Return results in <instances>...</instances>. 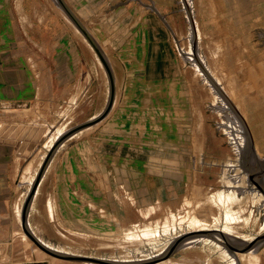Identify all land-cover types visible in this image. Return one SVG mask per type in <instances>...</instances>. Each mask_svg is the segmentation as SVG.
Listing matches in <instances>:
<instances>
[{
  "label": "rangeland",
  "instance_id": "rangeland-1",
  "mask_svg": "<svg viewBox=\"0 0 264 264\" xmlns=\"http://www.w3.org/2000/svg\"><path fill=\"white\" fill-rule=\"evenodd\" d=\"M216 1L127 0L120 6L129 8L123 17L131 14L129 27L138 34L130 50L118 47L114 55L116 98L98 126L52 155V174L36 198L42 210L33 230L49 246L142 260L200 230L189 223L197 218L207 229L221 227L214 232L225 235L224 243L213 241L215 235L195 236L154 264H246L244 254L264 264V239L248 251L264 236V194L246 176L264 160V0ZM60 113L50 145L76 122ZM228 194L236 195L232 203Z\"/></svg>",
  "mask_w": 264,
  "mask_h": 264
},
{
  "label": "crops",
  "instance_id": "crops-1",
  "mask_svg": "<svg viewBox=\"0 0 264 264\" xmlns=\"http://www.w3.org/2000/svg\"><path fill=\"white\" fill-rule=\"evenodd\" d=\"M124 2L0 0V264L70 263L37 248L22 226L24 201L59 128L60 112L76 119L73 128L86 124L102 112L109 93L101 62L63 8L102 54L116 98L114 55L118 47L130 50L138 34L129 27L131 14L123 17L122 9H129L120 7ZM53 158L40 175L27 216V227L46 245L33 229L35 212L42 210L36 198L52 174Z\"/></svg>",
  "mask_w": 264,
  "mask_h": 264
},
{
  "label": "water",
  "instance_id": "water-1",
  "mask_svg": "<svg viewBox=\"0 0 264 264\" xmlns=\"http://www.w3.org/2000/svg\"><path fill=\"white\" fill-rule=\"evenodd\" d=\"M63 7V6H62ZM66 13L68 14V16L71 18V20L74 22V24L76 25V27L78 28V30L80 32H82V34L84 35V37L86 38L87 42L89 43V45L91 46V48L94 50L95 54L97 55L99 61L101 62L106 75L108 77V82H109V93H108V98L105 104L104 109L102 110V112L95 118H93L92 120H90L89 122H87L86 124L80 125V126H76L70 130H68L67 132H65L63 134V136H61L60 138H58L57 140H55L53 142V144L50 146V149L48 150L42 164H41V168H40V172L37 175V178L34 182H32L29 193L24 201V205H23V210H22V226H23V230L25 235L36 245L37 248H39L40 250H42L43 252H45L46 254L60 259V260H66V261H71V262H85V263H95V264H154V263H158L159 261H163L165 259H167L169 256H171L173 253L176 252V250L182 245L184 244L187 240H189L191 237H195L192 234H184L183 236H181L180 238H178L171 246L170 248L165 251L161 256H158L156 258H152L149 260H142V261H137V262H114V261H110V260H106V259H101V258H95V257H88V256H82V255H74V254H67V253H63V252H59L56 250H53L52 248H50L49 246H47L46 244H44L39 238H37L27 227V216H28V211L30 209V205L32 203V199L34 197V193L36 191V187L39 183V178L41 173L44 171V169L46 168L48 162L50 161L52 155L55 153V151L67 140H69L70 138L74 137L76 134H78L80 131L87 129L93 125H95L96 123H98L99 121H101L106 115L107 113L110 111L113 101H114V84L112 82V77L110 75V70L102 56V54L99 52V50L97 49V47L95 46V44L92 42V40L88 37L87 33L85 32V30L80 26V24L73 18V16L68 12V10L66 8H63ZM258 157V156H257ZM258 164L259 169L256 170L255 168H252L251 170V177L254 181V183L256 184V186L261 190V192L264 194V160H261L258 158ZM203 235H211L207 233H204ZM199 236V235H197ZM202 236V235H201ZM264 239V236L260 237L255 244L253 243L251 246V248H255L256 246H258L260 244V242ZM250 248V247H249ZM249 248H247L246 250H248ZM250 248V249H251ZM234 250V249H233ZM242 251V252H246Z\"/></svg>",
  "mask_w": 264,
  "mask_h": 264
},
{
  "label": "bare ground",
  "instance_id": "bare-ground-1",
  "mask_svg": "<svg viewBox=\"0 0 264 264\" xmlns=\"http://www.w3.org/2000/svg\"><path fill=\"white\" fill-rule=\"evenodd\" d=\"M216 1V0H215ZM258 1V0H257ZM256 1V2H257ZM217 2V1H216ZM218 2H219V0H218ZM260 2V1H259ZM208 3V2H207ZM226 3V2H225ZM222 4V3H221ZM259 4V3H258ZM224 5H226V4H224ZM216 6V5H215ZM248 6V5H247ZM210 7V6H209ZM234 7V6H233ZM212 8V7H211ZM222 8V7H221ZM220 9V8H219ZM222 9H224V8H222ZM222 9H220V10H222ZM233 9V8H232ZM235 9V8H234ZM238 9H240V8H238ZM202 11H203V9H202ZM212 11V10H211ZM216 11H218V10H216ZM219 12V11H218ZM243 12V11H242ZM229 13H230V11H229ZM252 13V12H251ZM257 13V12H256ZM241 15V14H240ZM261 16V15H260ZM211 17H213V15L211 16ZM221 17V16H220ZM232 17V16H231ZM235 17H237L236 15H235ZM210 19V18H209ZM220 19V18H219ZM218 19V20H219ZM228 19V18H227ZM264 19V18H263ZM216 20V19H215ZM254 20H256V19H254ZM213 21V20H212ZM229 21V20H228ZM253 21V20H252ZM260 21V20H259ZM262 21V20H261ZM233 23V22H232ZM256 23V22H255ZM247 24H249V23H247ZM259 25H260V23H259ZM206 26V25H205ZM231 26V25H230ZM236 26V25H235ZM243 26V25H242ZM250 26H251V24H250ZM262 26H264V25H262ZM261 26V27H262ZM234 27V26H233ZM259 27V26H258ZM260 27V28H261ZM199 28V27H198ZM220 28V27H219ZM218 28V29H219ZM230 27H228V29H229ZM238 28V27H237ZM231 29H232V27H231ZM249 29V28H248ZM208 30V29H207ZM214 30V29H213ZM242 30V29H241ZM222 31V30H221ZM224 31V30H223ZM247 31V30H246ZM245 31V32H246ZM242 32V31H241ZM244 32V33H245ZM257 32V31H256ZM217 33V32H216ZM222 33H224V32H222ZM248 33V32H247ZM249 33H250V31H249ZM204 34V33H203ZM238 34V33H237ZM243 34V33H242ZM199 35V34H198ZM211 35V34H210ZM215 35V34H214ZM252 35V34H251ZM191 36V35H190ZM209 36V35H208ZM220 36H222V35H219V36H215V37H220ZM224 36V35H223ZM239 36V35H238ZM201 37V35H199V38ZM212 37H213V35H212ZM241 37V36H240ZM239 37V38H240ZM201 38H203V37H201ZM250 38V37H249ZM225 39V38H224ZM236 39H237V36H236ZM197 40V39H196ZM199 40V39H198ZM218 40V39H217ZM233 40H234V38H233ZM194 41V40H193ZM207 41V40H206ZM221 41V40H220ZM203 42H204V40H203ZM234 42V41H233ZM196 43H197V41H196ZM221 43V42H220ZM190 44V43H189ZM205 44V43H204ZM213 44V43H212ZM216 44V43H215ZM214 44V45H215ZM219 44V43H218ZM231 44H232V42H231ZM236 44V43H235ZM207 45V44H206ZM241 45V44H240ZM217 46L219 47V46H221L219 49H221L222 48V44L221 45H216V49H217ZM246 46H248L247 45V43H246ZM251 46V45H250ZM191 47V46H190ZM232 47V46H231ZM233 47H235L234 46V43H233ZM192 48V47H191ZM190 48V49H191ZM209 48H211V47H209ZM213 48H215V47H213ZM250 48V47H249ZM263 48H264V46H263ZM216 49H214V50H216ZM232 49H234V48H232ZM198 50V49H197ZM246 50V49H245ZM192 51V50H191ZM218 51V50H217ZM217 51H215V54H214V52L213 51H211V52H213L212 54H214V56L213 57H215L217 54H216V52ZM196 52V51H195ZM189 53V52H188ZM192 53V52H191ZM198 53H199V51H198ZM209 53V52H208ZM224 53V52H223ZM262 53V52H261ZM203 54V53H202ZM209 55H210V53H209ZM221 55V54H220ZM232 55V54H231ZM258 55V54H257ZM182 56V55H181ZM201 56V55H200ZM251 57V56H250ZM249 57V58H250ZM261 57H263V56H260V58ZM212 58V57H211ZM255 58V57H254ZM193 59V58H192ZM217 59V58H216ZM264 59V58H263ZM199 60H200V58H199ZM208 60V59H207ZM247 60V59H246ZM259 60V59H258ZM202 61V60H201ZM232 61V60H231ZM238 61V60H237ZM248 61V60H247ZM261 61H262V59H261ZM215 62V61H214ZM238 62H240V61H238ZM238 62H236L235 64H238ZM241 62H242V60H241ZM240 62V64H242V66H243V63H241ZM243 62H244V60H243ZM193 63V62H192ZM201 63H203V62H201ZM254 63H255V61H254ZM264 63V62H263ZM262 63V64H263ZM233 64V63H232ZM258 64V63H257ZM214 65H216V64H214ZM210 66V65H209ZM229 66V65H228ZM236 66V65H235ZM245 66V65H244ZM205 68H206V66H204ZM217 67L219 68V66H218V63H217ZM249 67V66H248ZM195 68V67H194ZM218 68H216V69H218ZM224 68V67H223ZM227 68V67H226ZM239 68V67H238ZM243 68V67H242ZM252 68H253V66H252ZM251 68V69H252ZM184 69H186V68H184ZM196 69V68H195ZM263 69V68H262ZM198 70V69H197ZM213 70V69H212ZM211 70V71H212ZM220 70V68L218 69V71ZM225 70V69H224ZM227 70H230V68L229 69H227ZM238 70V69H237ZM209 71V70H208ZM234 71V70H233ZM241 72H242V70H240ZM239 71V72H240ZM253 71V70H252ZM263 71V70H262ZM195 72V71H194ZM200 72V71H199ZM214 72V71H213ZM222 72H223V70H222ZM225 72V71H224ZM228 72V71H227ZM201 73V72H200ZM209 73V72H208ZM231 73H233V72H231ZM230 73V74H231ZM202 74V73H201ZM222 74V73H221ZM225 74V73H224ZM233 74H235V73H233ZM259 74H260V72H259ZM195 75V74H194ZM220 75V74H219ZM223 75V74H222ZM257 75V74H256ZM213 76V75H212ZM223 76H225V75H223ZM223 76H221V77H223ZM249 76V75H248ZM220 77V78H221ZM227 77H229V76H227ZM254 77V76H253ZM253 77H251L252 79H253ZM258 77H259V75H258ZM213 78V77H212ZM224 78V77H223ZM242 78H243V76H242ZM255 78H257V77H255ZM182 79V78H181ZM202 79V78H201ZM216 79V78H215ZM251 79V80H252ZM258 79V78H257ZM262 79V78H261ZM184 80V79H183ZM221 80V79H220ZM264 80V79H263ZM174 81V80H173ZM202 81V80H201ZM222 81H223V79H222ZM262 81V80H261ZM184 82V81H183ZM217 87H218V84H220V81L217 79ZM223 84V83H222ZM184 85V84H183ZM212 85V84H211ZM216 85H215V87H216ZM221 85V84H220ZM244 85H245V83H244ZM243 85V86H244ZM174 86V85H173ZM172 86V87H173ZM228 86V85H227ZM213 88V86H212V88L213 89H215L216 90V88ZM219 87H221V86H219ZM259 87V86H258ZM209 88V87H208ZM211 88V87H210ZM210 88H209V90H210ZM211 88V90L210 91H212L213 89ZM223 88V87H222ZM245 88H247V87H245ZM261 89V88H260ZM224 91V90H223ZM249 91V90H248ZM216 92V91H215ZM225 92V91H224ZM247 92V91H246ZM245 92V93H246ZM231 93V92H230ZM260 93H261V91H260ZM262 93H263V91H262ZM173 94V93H172ZM217 95H214V96H216V98L214 99V101L215 100H217L218 102L219 101H221V96L218 94V93H216ZM224 97V96H223ZM226 99V98H225ZM227 100V99H226ZM212 102H213V99H212ZM215 104V103H214ZM237 104V103H236ZM221 106H222V108L224 109V110H227V111H230V110H232V108L230 107V105H228L227 103L225 104V103H221ZM234 106H236V105H234ZM245 109V108H244ZM237 108L235 107V111L237 112ZM233 111V110H232ZM183 131V130H182ZM193 134V133H192ZM61 136H63V133L61 134ZM60 136V137H61ZM59 137V138H60ZM190 138V137H189ZM194 142V141H193ZM53 144V143H52ZM51 146V145H50ZM180 156V155H179ZM180 159H181V156H180ZM247 173H249V171L247 172ZM246 176H247V178L250 176L251 177V175L250 174H246ZM252 178V177H251ZM212 181V180H211ZM254 183V182H253ZM254 186H255V184H253ZM231 187V186H230ZM236 196V195H235ZM234 196V194H228V195H226V198H227V200H229L231 203H232V199L231 198H233V197H235ZM234 200V199H233ZM187 219V218H186ZM190 219V218H189ZM196 220H197V218H196ZM190 221L189 223H190V225L191 226H199L200 227V230H197V232H193V233H191L192 235H194V236H197V235H199V236H205V235H203L204 233H207L208 232V234H211V235H215L214 237L216 238L215 240H213V241H215L216 243H219V242H223L224 243V241H222L221 239H220V237L221 238H223V239H227L226 237H225V235L224 234H220V233H216V232H214V231H219V232H222L221 230H220V228L221 227H219V228H214V229H207L206 227H202L203 225L205 226V224H203V225H201V223H197L198 221ZM230 220L231 221H233L234 222V218L233 217H230ZM200 222V221H199ZM201 222H203V221H201ZM227 222V221H226ZM197 223V224H196ZM189 225V226H190ZM195 226V227H196ZM157 229H155V231H156ZM187 232H189V231H187ZM182 233V232H181ZM187 234V233H186ZM185 234V235H186ZM181 235V234H180ZM180 235H178V237H180ZM232 235H234V234H232ZM181 236H183V235H181ZM214 237H212L213 239H214ZM235 237H237V238H239L240 240H241V238L242 237H240V236H235ZM192 238V237H191ZM198 238V237H197ZM204 239H206V240H209L208 238H210V237H203ZM199 239H201V238H199ZM210 240H212V239H210ZM47 246H49V245H47ZM50 248H52L51 246H49ZM228 247V249H230V250H232V249H234V248H236V247H234V248H231L230 246H227ZM53 250H56V249H54V248H52ZM169 249V248H168ZM167 249V250H168ZM167 250H165V251H167ZM56 251H59V250H56ZM165 251H162V252H160L159 254H156V255H154V256H151V257H148V258H145V259H142V260H149V259H152V258H156V257H158V256H161ZM234 251H235V254H236V249H234ZM248 251H254V248H253V250H248ZM59 252H61V251H59ZM226 252L231 256V253H230V251L228 250H226ZM63 253H65V252H63ZM67 254H71V253H67ZM75 255V254H74ZM252 254H248V256L246 255V254H244V257H241L240 256V260L242 261L243 259H244V262H246V264H258V259H256V256H251ZM232 257V256H231ZM230 257V258H231ZM142 260H125V261H117V260H110V261H114V262H121V263H123V262H137V261H142ZM232 262H234V261H232ZM86 264H89V263H86ZM232 264H234V263H232Z\"/></svg>",
  "mask_w": 264,
  "mask_h": 264
}]
</instances>
